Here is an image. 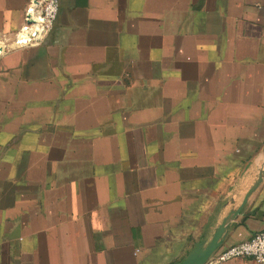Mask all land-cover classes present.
Wrapping results in <instances>:
<instances>
[{"label": "crops", "instance_id": "0c3cea01", "mask_svg": "<svg viewBox=\"0 0 264 264\" xmlns=\"http://www.w3.org/2000/svg\"><path fill=\"white\" fill-rule=\"evenodd\" d=\"M26 4L0 0V40ZM263 153L264 0H59L0 54V264H178ZM263 224L264 172L220 249Z\"/></svg>", "mask_w": 264, "mask_h": 264}, {"label": "built area", "instance_id": "2783aa9c", "mask_svg": "<svg viewBox=\"0 0 264 264\" xmlns=\"http://www.w3.org/2000/svg\"><path fill=\"white\" fill-rule=\"evenodd\" d=\"M26 3L21 27L10 40H0V54L10 49L39 45L52 29L59 11V0H26ZM238 259L264 264V224L249 240L219 249L206 264H223Z\"/></svg>", "mask_w": 264, "mask_h": 264}, {"label": "water", "instance_id": "95a60500", "mask_svg": "<svg viewBox=\"0 0 264 264\" xmlns=\"http://www.w3.org/2000/svg\"><path fill=\"white\" fill-rule=\"evenodd\" d=\"M1 52L2 49L0 48V53ZM263 172L264 169H261L259 171L257 180L245 195L241 206L238 209L230 212L227 217L223 219L221 224L214 230L211 240L206 244L201 243L197 245L196 248L183 261L178 264H206L207 261L220 249L231 222L236 219V217L239 215V213L247 203L248 198L252 195V193L257 189V187L261 183Z\"/></svg>", "mask_w": 264, "mask_h": 264}, {"label": "rangeland", "instance_id": "374dc122", "mask_svg": "<svg viewBox=\"0 0 264 264\" xmlns=\"http://www.w3.org/2000/svg\"><path fill=\"white\" fill-rule=\"evenodd\" d=\"M10 40V39H9ZM10 43V42H9Z\"/></svg>", "mask_w": 264, "mask_h": 264}]
</instances>
